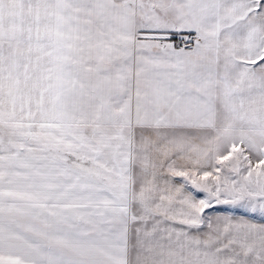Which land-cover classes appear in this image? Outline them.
Listing matches in <instances>:
<instances>
[{
  "label": "snow or ice",
  "instance_id": "1",
  "mask_svg": "<svg viewBox=\"0 0 264 264\" xmlns=\"http://www.w3.org/2000/svg\"><path fill=\"white\" fill-rule=\"evenodd\" d=\"M0 264H264V0H0Z\"/></svg>",
  "mask_w": 264,
  "mask_h": 264
}]
</instances>
